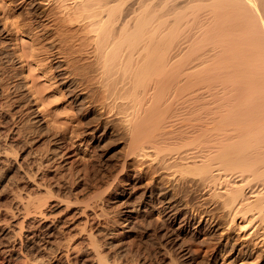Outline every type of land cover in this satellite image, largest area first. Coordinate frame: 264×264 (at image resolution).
<instances>
[{
  "label": "bare ground",
  "instance_id": "6f19581e",
  "mask_svg": "<svg viewBox=\"0 0 264 264\" xmlns=\"http://www.w3.org/2000/svg\"><path fill=\"white\" fill-rule=\"evenodd\" d=\"M51 1L55 2L54 6L57 8V13L52 16L58 28L68 33L72 31V33L70 35L58 33L55 38H52L45 24L37 21L34 30L38 29V33L42 32L39 36L42 39L41 44L46 42L44 43L46 46H40L35 50L27 47L30 51L26 56L35 58L36 65L42 74L45 77L50 74L49 79L55 80L58 84L57 91L59 90L56 94L60 92L64 94V97H67L74 105L77 114L97 108L103 115L108 114L117 118L118 125L126 135L129 158L130 156L149 158L151 160L149 162L157 165L160 172H172L176 175L180 173L185 178L191 177L189 180L192 186L195 185L201 188V191L202 189L205 190L204 192L207 191L203 200L211 205L217 204L219 209L227 213L229 226L237 224L239 229L246 231L244 235L252 238L258 245H264V0H16L29 7L30 15L35 18V21L45 15H42L40 7ZM23 22L25 21L13 22L9 26L18 28L22 25L27 30L32 28ZM75 25L78 26L77 29L73 28ZM75 36L82 38L86 42L85 46L89 47L86 48L85 53L81 52L82 49H74L69 39ZM4 38L8 37L4 36ZM0 55L6 63L13 64L15 56L1 50ZM86 61L89 62L86 63ZM23 82L24 80L13 82L12 92L20 91V94L11 97V100L16 104L14 108L17 113L28 114L32 117L29 120L38 124L41 120L39 115L37 116V110L31 105L32 98H35L36 102L39 101L40 105H45L46 100L43 96L45 90L31 91L30 89L31 94L25 96L21 90L27 87V83ZM198 85L202 87L201 89L206 88L207 91L203 92H208L209 107L204 104L208 108L205 113L210 116L208 120H205L208 123L203 122L209 126H203L204 129H199L201 131L196 134L193 132L198 130L190 131L192 135L189 133L187 135L185 131L183 134L182 130L179 131L180 133L171 132L168 129L174 126L168 128L172 122L168 121V108L158 103V99L163 97L164 91H167L166 88L169 86L176 88L179 95H183V92H190ZM152 90L155 96L151 98L149 95ZM198 90L200 88L195 91ZM200 92L198 93L201 99L202 92L201 94ZM204 99L206 97L202 98ZM55 101L56 99L53 102ZM2 107L0 103V163L11 160L9 151L12 147L9 148V146H14L12 139L15 135L21 137L18 132L24 133L20 131L21 129L19 131L17 129V132L13 130L15 133H11L14 136L9 135L11 132L10 127L7 126L9 120L1 112ZM170 107L169 110H171ZM203 119L204 117L200 120ZM200 120L199 122H202ZM8 131L10 132L6 134ZM10 140L12 142L9 143ZM55 142L56 145L50 149V156L45 164L47 167L64 154L62 142L58 139ZM12 150L16 149L12 148ZM191 163L196 166L194 167ZM21 164H17V169L22 166ZM13 168L16 169V167ZM25 175L32 177L28 173ZM153 188L143 192L144 198L140 207L126 210L128 206L123 207L125 209L123 211L117 210L120 215L119 227L132 228L136 223L133 224V220H136L133 214L142 207L145 211L157 203L162 204L161 212L165 213L167 223L171 226H169L170 230L161 234L162 239L165 237V244L170 246L167 250L165 245L161 244L163 251H167L163 253L167 255L170 251L176 250L179 252L177 253L179 258H183L186 263L190 260L191 250L183 245L184 241L180 242L182 241L180 235L190 223L185 218L176 229H173L180 211L179 206L174 203L175 200L171 201L174 193L167 200L168 197L164 194L169 192L160 189L157 194ZM32 196L25 195L24 199L18 202L20 209L15 208L16 213H22V220L17 222L20 225L16 226V229L6 226L0 229L2 261L9 262L14 259V253L20 247L24 250L23 254L26 252L25 263L39 262L46 256L38 253L42 248L55 252L60 247H64L67 242L65 240H71L74 237L72 232L63 234L70 230L69 227L67 230L65 227L62 228L65 221L58 220L59 223H55L52 220L54 222L48 223L47 216L46 219L39 217L40 221L28 222L27 219H34L44 213L42 211L44 206L41 209L44 204L39 200L37 203L36 197ZM155 196H158L156 204ZM16 197L23 198L21 195ZM97 200L99 199L96 198L94 206L91 207L92 212L88 216L86 214V222L90 224L95 219L98 222L101 216L106 218L104 215L107 212L104 208L101 207L99 212L96 210L100 204H96ZM118 202L120 207L126 204V201L118 200ZM87 209L84 212H87ZM111 218L113 219V216ZM25 220L26 225H24ZM116 220L118 217L114 219ZM110 226L107 229H110ZM107 229H103L105 232L97 230V233L94 229V231L90 229V233L86 236L87 244L93 247V255H90L93 256L91 260H94L95 264H110L109 256L108 259L105 256L107 251L106 254L104 253L106 245L103 250L101 249L102 240L112 234ZM24 230H28V235H24ZM60 234L65 236L60 238ZM115 235L117 233L111 237L115 238ZM23 236H26L25 239ZM86 237H84L85 240ZM62 240L65 241L64 244ZM159 240L163 243L161 239ZM61 243L63 246H60ZM107 243L114 245V248L119 246L113 241ZM106 248L108 250V247ZM54 252L50 251V253ZM178 256L173 257L174 259L171 257L172 260L169 259L172 262L179 261Z\"/></svg>",
  "mask_w": 264,
  "mask_h": 264
},
{
  "label": "rangeland",
  "instance_id": "374dc122",
  "mask_svg": "<svg viewBox=\"0 0 264 264\" xmlns=\"http://www.w3.org/2000/svg\"><path fill=\"white\" fill-rule=\"evenodd\" d=\"M54 5L55 2L53 1L45 4L44 6L42 5L40 7V11H42V15H45L39 18L41 20L37 18V20L35 21V18L30 15V9L28 6H26V4L16 2V0H0V29H2L0 30V50L12 54L13 57L15 56V60L12 64V62L6 63L0 55V103L3 106L1 112L3 113L5 118L9 120L7 126L10 127L11 132L8 131L6 134L10 132L9 135L14 136L11 133H15L14 131H16L17 129L18 131L19 129H21L20 131L24 132H18L21 134H19L21 136L20 138L16 135L13 137L12 140L14 141V146L8 145L9 148L12 147L13 149H16L12 150L11 148L10 151L12 150V152L8 150L10 153L9 155L11 156V160L3 161L2 163H0V229L2 227H12L13 229H16L20 225H18L17 222H20V220H22V213H16L17 210L20 209V205H18V202L20 199H24L25 195L31 194L33 195V198L36 197V202L37 200H39L44 204L41 206V209L44 206V208L42 209V211L44 212L43 215L45 216V213L47 215L45 217L43 215L38 216L34 219L29 218V220L27 219V221L36 222V220L40 221L42 217L46 219L47 216L48 219L46 220L48 223L54 221L55 223H59V221H65V224L66 222L67 224H64L62 228L65 227L67 230V228L69 227L68 229L70 230H68V232L66 233L62 231L63 234L72 232V234H74V237L71 238V240H65L67 242H65L64 240L61 241L63 242V244L65 242L64 247L66 249L64 247H60L59 250H55L54 252V250L42 248L38 253H41L40 255L44 254L43 256H46L43 257L42 261L40 260L41 262L39 261L35 263H25L26 261H24V257H26V252L23 254L24 250L19 247L14 253V259L10 260L9 262H6V260L2 261V254H0V264H95L96 262L94 260H91L93 259V256L91 257L90 255L93 253V247H91L89 243L87 244L88 241L86 236L90 233V229L92 231L95 230L96 233L98 232L97 230H102L103 232H105V228L107 229L109 228L108 226L113 224L114 225L110 226V229H107V231L112 232L111 236L117 233V235H115V238L117 236L118 237L115 239L113 238L114 236H108V238H104L102 240L103 242L101 244L102 250L105 245L106 247H108V250L106 247V249L104 248V253L107 251V254L105 253V256L107 259L109 256L110 260L108 262L110 264H112L113 262L114 264H173L174 262L175 264H264V245H258V243H255L256 241L254 242L252 238L244 235V232L246 231H242L241 229H239L237 224H232V226H229V216L227 215V213L219 209V206H217V204L211 205L208 202L206 203L203 200V197H205V193H207V191L204 192L205 190L202 189L201 191V188L198 187V190L197 186H192L193 184L190 181L191 177L189 178L188 176H186V178L188 177L186 180V178L180 173L176 175V173L173 174L172 172H160V169L157 165L155 166V164L153 165V163L149 162L151 161L149 160V158L141 156H130L129 158L126 135H124V131L121 129V126L118 125L119 122L117 118L109 116L108 114V116L103 115V113L97 108L92 109V111H86L77 114L74 105L70 102V100H68L67 97H64V94H61V92L58 95L56 94L58 84L55 83V80L49 79L50 74H47L48 76L46 77L42 74L41 70L36 65L37 60L35 58L33 59L26 56L30 51L29 49L35 50L40 46H46V44H44L46 42H43V45L41 44L42 39L39 37L42 32L38 33V29L34 30L39 21L45 24V26L48 28V34H51V37L53 36L52 38H55L58 33H63L65 35H70L72 33V31L68 33L63 29L60 30L58 28V24L52 16L57 13V8ZM22 21H25L23 23L31 26L32 28L30 30H27L25 26L22 25H20L18 28H11V26H9L13 22L19 23ZM4 26L6 28H4ZM73 28L77 29L78 26L75 25ZM4 36L8 38H4ZM69 40L72 41L74 49H82L81 52L83 53H85L89 48L85 46L86 42L82 38L75 36L73 39ZM34 44L36 45V47ZM31 46L34 48H32ZM27 47H29V49ZM22 55H24L25 58L24 56L22 57ZM88 62L89 61H86V63ZM22 79L24 80L23 83H27V87H25L23 91L21 90V93L23 92L25 96L26 94H31L29 93L30 89L31 91H37V89L45 90L43 93V96L46 100L44 102L45 105H40L39 101L36 102L34 101L35 98H32L33 103L31 105H33V108L37 110V116L39 115V120H41V122L38 124H34L31 120H29L32 117L28 114L21 115L17 113L16 109L14 108L16 104H14V102L11 100V97L20 94V91L12 92L13 90L11 89V86L12 84H14L13 82H16L18 80L23 81ZM197 88H200V90H202V95H205H201V99L198 93L200 92V90L195 91ZM201 88L202 87H200L199 85L195 86V88H193V90H191L190 92H183V95H179L178 90H176V88L174 89V87L169 86L168 88H166L167 91H164V93L166 92V94L164 95L163 93V97H160L158 99V103L160 102L162 103V105L168 108V121L172 122L167 125L168 128L169 126H174L171 129L169 128L168 130H171V132L174 131V133H180L179 131L182 130L181 132H183V134L185 131L187 135L188 133L189 135H192L193 133L196 134V132H200L201 130L199 129H204L206 125L209 126L208 124L205 125L204 123H208V121L205 120H208V117L210 116L205 113L206 109H208L206 108L205 104H209L207 101V99H209V97H207L208 92H203L207 90L206 88ZM193 95L195 97L197 96V100L199 99L198 102ZM153 96H155V92H153L152 90L149 97L152 98ZM204 97H206V99L202 100V98ZM61 98L64 100H62ZM55 99L57 105L55 104V102H53ZM59 100L60 102H57ZM199 101H201V103ZM48 102H51V104H49ZM199 103L201 106L199 105ZM169 107L171 110H169ZM199 107L201 108L199 109ZM207 107H209V105ZM191 109L194 111H192ZM201 114H203V116ZM202 117H204V119L200 120L202 119ZM199 120L204 122H199ZM198 126L201 128H199ZM194 129L198 131H195ZM187 130L189 132H187ZM190 131L195 132L191 134ZM57 139L62 142L61 144L63 146L62 148L64 154L61 158L52 162L50 164L51 167H47L45 164L49 158L48 156H50V149L56 145L55 140ZM12 140H10L9 143L12 142ZM14 151L16 152V154H12ZM19 163H22V166L17 169V164ZM41 164L46 167L42 166ZM193 165L194 167L196 166L195 164ZM13 167H16V169ZM24 172L28 173L32 177H27ZM152 187L155 188L153 189L156 190L157 194L160 189H165L164 191L169 192L164 194L168 197L167 200H169L173 196V198H171V201L175 200L174 203L179 206V218L177 220V223L173 225V229H176L179 226L181 220L185 218L190 223L186 230L180 235V238L182 240L180 242L184 241V244H182L191 250L190 260L186 263H184L185 261L183 260V258H179V254H177L179 252H177L176 250H172L170 252L168 251V257H166L167 255H164L163 253H167V251H163L161 244H163L162 246L165 245V249L167 250L170 246H167V244H165V237H163L162 239L161 234L165 233L166 230H170L171 226L167 223L165 213L163 212V214L161 212L162 204L157 203L158 196H155L154 201L155 204H157L154 207L146 209L145 211H143L142 207L138 211L139 213L137 212L136 214H133V217H136V220L138 218L139 219L137 221L135 219V221L133 220V224L134 222L136 223L132 228L122 229L119 227V212L121 210L123 211V207L129 206V209L126 208V210H130L138 206L140 207L143 203V192L145 190H148L149 188L152 189ZM168 188L171 190H169ZM18 194H20L23 198L17 199L18 197H16V195L20 196ZM101 196L102 200H105L102 201ZM96 198L99 199L97 200L96 204L100 203L99 206H97L96 210L99 212L100 208L102 207V209H105L107 214L104 215L106 216V218L101 216L99 217L100 219L98 218V222L97 219H95V222L93 221L94 224L91 223L93 224L91 225L89 222H86V217L92 212L93 208L91 209V207L94 206V201L96 200ZM118 200L120 202L126 201L127 205H121V208L120 205L118 206ZM101 204L102 206H100ZM15 208L18 209L16 210ZM84 208L89 209H87V212H84L86 210ZM118 209L119 212L117 211ZM80 212H82V214ZM14 213L16 214L14 215ZM111 216H113V219L111 218ZM116 216L118 217V220H116L118 222L114 221V219H117ZM26 224L27 223L25 220L24 225ZM98 225L100 228L98 227ZM119 231L124 232L119 234ZM79 232L80 234H78ZM23 233L24 235H28L29 232L28 230H24ZM63 234L62 236L60 234L59 237L63 238L65 236ZM98 236H96V238ZM25 237L26 236H23L24 239ZM84 237H86V240ZM159 239H161V242L163 243H160ZM109 241H113L117 246H119L114 248V245L111 246L107 243ZM63 244L61 243L60 246H63ZM112 250H114V253L112 252ZM50 251L54 252L55 254L50 253ZM19 252H21L22 254L20 255ZM109 252H111L112 254ZM17 256L19 257L15 259V257ZM176 256H178L177 260L179 261H170L171 257L172 259H174ZM29 257L33 258L31 256Z\"/></svg>",
  "mask_w": 264,
  "mask_h": 264
}]
</instances>
